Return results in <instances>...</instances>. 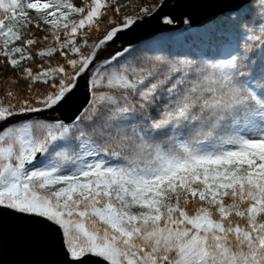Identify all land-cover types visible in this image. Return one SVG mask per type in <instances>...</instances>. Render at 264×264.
<instances>
[{
	"label": "snow or ice",
	"instance_id": "snow-or-ice-1",
	"mask_svg": "<svg viewBox=\"0 0 264 264\" xmlns=\"http://www.w3.org/2000/svg\"><path fill=\"white\" fill-rule=\"evenodd\" d=\"M164 6L0 0V237L12 217L63 264H264V0H226L237 42L210 54L126 40L174 27Z\"/></svg>",
	"mask_w": 264,
	"mask_h": 264
},
{
	"label": "water",
	"instance_id": "water-1",
	"mask_svg": "<svg viewBox=\"0 0 264 264\" xmlns=\"http://www.w3.org/2000/svg\"><path fill=\"white\" fill-rule=\"evenodd\" d=\"M226 13V0H165V6L156 13L157 17L171 14L176 17L177 23L173 26H164L155 17L146 18L134 33L126 37L133 46L167 29H177L191 18L192 27L203 26L219 15ZM127 46L125 41H118L114 48ZM59 116V113L55 114ZM64 257L57 250L54 242L37 244L29 231L20 226L12 217L2 220V237H0V264H63Z\"/></svg>",
	"mask_w": 264,
	"mask_h": 264
},
{
	"label": "trees",
	"instance_id": "trees-1",
	"mask_svg": "<svg viewBox=\"0 0 264 264\" xmlns=\"http://www.w3.org/2000/svg\"><path fill=\"white\" fill-rule=\"evenodd\" d=\"M124 0H121L123 3ZM223 18V16H222ZM221 20V19H220ZM217 21V25L222 29L220 33L210 31L205 27L191 28L188 24H183L177 29H167L166 32L156 34L154 38L145 41L139 46H155L157 48L171 49L172 51H190L192 53L203 54L214 52L218 46H230L237 42V38L232 34V30L225 22Z\"/></svg>",
	"mask_w": 264,
	"mask_h": 264
},
{
	"label": "rangeland",
	"instance_id": "rangeland-1",
	"mask_svg": "<svg viewBox=\"0 0 264 264\" xmlns=\"http://www.w3.org/2000/svg\"><path fill=\"white\" fill-rule=\"evenodd\" d=\"M221 19V20H220ZM221 21V22H224L223 21V18H222V15L221 16H219V18L217 19V20H215V21H212V22H209V24H206V25H204V27L205 26H208V27H206L205 29H207V31H208V28H210V30L212 31V32H214V33H220V32H222V29H220L219 28V25H217L218 23H217V21ZM192 28V27H191Z\"/></svg>",
	"mask_w": 264,
	"mask_h": 264
}]
</instances>
